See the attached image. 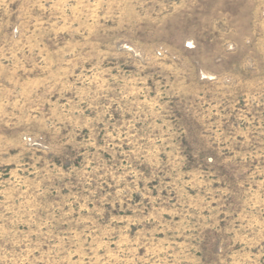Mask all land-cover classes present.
Listing matches in <instances>:
<instances>
[{
	"label": "rangeland",
	"instance_id": "374dc122",
	"mask_svg": "<svg viewBox=\"0 0 264 264\" xmlns=\"http://www.w3.org/2000/svg\"><path fill=\"white\" fill-rule=\"evenodd\" d=\"M0 264H264V0H0Z\"/></svg>",
	"mask_w": 264,
	"mask_h": 264
}]
</instances>
